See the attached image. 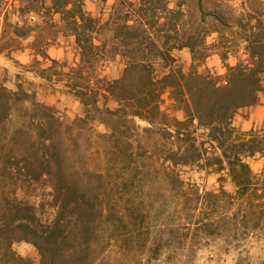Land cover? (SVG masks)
Segmentation results:
<instances>
[{
    "label": "trees",
    "instance_id": "1",
    "mask_svg": "<svg viewBox=\"0 0 264 264\" xmlns=\"http://www.w3.org/2000/svg\"><path fill=\"white\" fill-rule=\"evenodd\" d=\"M13 1L17 7L0 0L3 25L8 7L19 15L29 11L25 0ZM51 1L78 50V62L65 74H96L97 62L116 56L124 69L120 78L100 80L91 89L66 81L63 93L82 106V115L67 126L68 139L53 106L36 101L19 82L15 89L0 82V262L33 264L13 250L16 242L32 244L38 264H97L104 240L107 247L119 243L132 264L144 251L146 262L165 252L175 261L218 239L227 250H240L253 235H264V123L246 131L232 123L237 109L258 100L264 43L251 40L247 60L228 66L220 82L209 70L200 71L203 62L195 57L191 38L158 43L164 22L156 28L142 13L149 0L130 3L133 15L111 14L104 22L86 12L81 0ZM183 47L192 54L187 68L172 53ZM166 89L184 118L158 126ZM107 96L114 105L100 106L99 99ZM26 103L31 107L22 108ZM137 118L154 128L139 126ZM95 121H109L110 133L89 126ZM197 129L205 131L216 152L204 147ZM84 132L99 144V161L91 170L72 162L68 144ZM75 137L71 143L77 145ZM256 155L263 159V176L247 161ZM205 161L217 173L226 171L231 191L223 187L222 176L216 191L185 184L179 169Z\"/></svg>",
    "mask_w": 264,
    "mask_h": 264
},
{
    "label": "rangeland",
    "instance_id": "2",
    "mask_svg": "<svg viewBox=\"0 0 264 264\" xmlns=\"http://www.w3.org/2000/svg\"><path fill=\"white\" fill-rule=\"evenodd\" d=\"M57 0L56 2H64ZM150 4L142 13L146 18L156 24V28L164 22L162 32L157 36L158 43L165 46L179 44L191 38L195 44V57L203 62L200 71L209 70L221 82L227 74L228 66L244 62L248 58L246 45L254 39L264 43V0H149ZM16 7L18 1L9 0ZM83 9L90 15L106 21L111 14L122 18L131 13L130 3L138 4L139 0H81ZM24 5L29 11L19 15L14 9L8 7L9 15L6 25L2 24L4 10H0V82L11 89L15 84H22L24 89L34 93L38 102L53 106L55 113L62 124L65 138H69L67 126L72 120L82 115L80 102L71 95L65 94L68 90L66 81L72 78L82 88L99 87V81H111L122 76L124 61L120 56L95 64L96 74H71L70 67H74L79 60L74 37L68 30L67 22L61 19V14L53 8L51 0H25ZM150 7V8H149ZM176 13H166L167 10ZM136 10V9H135ZM138 10H136L137 12ZM136 13H134L135 15ZM161 17V18H160ZM168 35V37L166 36ZM258 36H255V35ZM208 49L203 50L204 47ZM54 51V60H46L49 50ZM173 55L183 63L186 68L191 63L192 54L187 47L172 51ZM65 64V67L61 65ZM258 100L255 104L241 107L233 116V125L241 130L260 128L264 123V81L261 90L257 93ZM99 105L112 107L111 98L99 99ZM26 103L22 108H30ZM162 115L155 118L158 126L168 124L173 119L182 120L184 113L169 97L168 89L161 96ZM136 124L141 127L154 128L147 121L136 119ZM98 133H110V122L99 124L89 122V126ZM77 128L72 131L76 133ZM196 136L204 141V147L209 152L217 150L207 143L206 133L203 129L196 130ZM88 133L74 135L77 145L71 143L72 162L80 168L92 169L99 161V144L93 139L88 140ZM252 170L263 176V159L256 155L247 159ZM205 162L198 165L185 166L179 169L182 180L200 192L216 191L220 187L222 176L223 187L231 191L233 185L223 170L214 171V166H207ZM92 176V175H91ZM90 182L104 186L103 182L95 177L88 176ZM103 247L101 257L97 264H129L128 256L121 255L119 243L107 247L106 241L101 240ZM13 250L20 256L28 258L33 264H38L40 256L37 249L26 242H16ZM147 252L144 251L136 263L132 264H264V235H253L246 245L240 250H227L221 239L211 242L210 245L197 249L194 253H185L182 257L171 261L167 258L170 252L156 261L146 262ZM0 264H3L0 262Z\"/></svg>",
    "mask_w": 264,
    "mask_h": 264
},
{
    "label": "crops",
    "instance_id": "3",
    "mask_svg": "<svg viewBox=\"0 0 264 264\" xmlns=\"http://www.w3.org/2000/svg\"><path fill=\"white\" fill-rule=\"evenodd\" d=\"M54 51H55V54H56V55L59 54V52H58L57 50H51V49H50V50L48 51V54H49L48 58H50V59H53V58H54V55H53V54H54Z\"/></svg>",
    "mask_w": 264,
    "mask_h": 264
}]
</instances>
